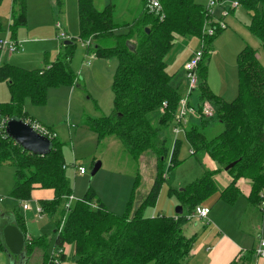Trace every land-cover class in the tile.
Here are the masks:
<instances>
[{"label":"trees","instance_id":"16d2710c","mask_svg":"<svg viewBox=\"0 0 264 264\" xmlns=\"http://www.w3.org/2000/svg\"><path fill=\"white\" fill-rule=\"evenodd\" d=\"M2 2L0 0V5ZM57 2L61 7L62 0ZM238 2L250 16L249 30L260 41L264 54V0ZM78 9L79 39L88 44L87 48L96 58L118 61L112 84L113 112L107 117L90 119L88 126L99 141L115 136L135 160L146 153L154 154L157 157L154 183L143 201L134 206L140 186V179L136 180L123 216L113 214L96 201L91 190L67 209L73 188L66 177L62 144L53 139L50 153L37 155L25 151L0 129V172L5 163H10L15 171L10 197L25 202L31 200L36 188L54 191V199L40 201V205L45 213L57 217V247H74L76 264H183L195 240L184 234L188 218L183 215H178L177 219L146 216L147 209L156 204L163 183L167 181L165 169L173 141L172 124L184 95L181 87L175 84L176 76L168 72L167 58L178 38H197L201 46L204 44L199 88L189 101L190 106L197 104L198 108L209 101L216 114L211 119L189 121L185 137L194 155L207 154L218 165L216 172L236 163L228 171L233 183L223 195L233 191L240 178L250 179V199L256 205L261 202L259 194L264 188V66L258 52L246 46L237 56L238 96L232 102H224L211 92L206 80L212 44L224 30H218L212 37L203 36L206 9L197 0H161L158 13H151L147 0H143V9L136 20L120 25L114 20L112 5L100 11L94 0H78ZM12 15L14 21L10 28L27 24L26 0H13ZM71 57V51H63L55 62L38 70L3 64L0 82L7 83L11 100L0 104V118L25 119L26 100L44 106L50 89L76 84L78 76L69 66ZM165 102V114L160 117L159 127L154 128L148 117ZM214 123L222 124L223 131L208 137L207 131ZM168 131H171V139L164 137ZM181 146V141L175 143L168 172L180 165ZM214 175L206 173L180 191L182 207L190 214L217 193ZM14 218L13 225L26 235L23 218L18 215ZM64 219L63 230L59 233ZM46 241V237L26 241L27 259L36 247L45 249ZM0 247L6 249L4 243ZM64 258L63 255L62 260Z\"/></svg>","mask_w":264,"mask_h":264},{"label":"rangeland","instance_id":"374dc122","mask_svg":"<svg viewBox=\"0 0 264 264\" xmlns=\"http://www.w3.org/2000/svg\"><path fill=\"white\" fill-rule=\"evenodd\" d=\"M53 1L26 0L28 26L9 28L11 21H14L12 15L13 1L3 0L0 5V35L4 36L7 32H10V36H16L23 42L20 52L13 54L9 62L29 70L52 62L56 58V52L52 50L56 47L60 52H72L69 66L78 76V82L72 88L61 86L50 89L48 91L47 103L44 106L33 105L30 100L26 102L29 107L41 112L40 114L43 117L53 120L56 124L53 126L44 122L59 135L64 162L66 161L65 165L67 167L66 177L71 182L73 188V199L75 201L82 200L88 191L91 190L95 194L96 201L99 200L113 214L123 216L138 178L141 183L140 187L136 190V200H134L133 205L136 206V203L145 198L149 193L154 182V174L157 171V157L152 153H146L135 160L115 136H108L104 140L99 141L98 136L90 130L88 126L90 119L107 117L113 112L114 94L112 84L117 60L101 61L102 59L96 58L92 54V50L89 51L85 42L78 38V0H62L63 6L61 9L56 7L52 3ZM209 1L197 0V2L203 4L205 7L208 6ZM216 1L219 3L215 8L217 17L220 16L223 9L229 10L236 3V0ZM94 3L95 7L100 11L112 5L114 7V20L118 25L135 21L143 9V0H94ZM248 18L245 11L240 9L237 12L236 18H233L239 23L238 27L229 22L230 26L227 25L228 28L217 35L212 44L213 53L207 63V65L209 64V73L206 78L207 85L211 92L224 102H232L238 96L237 56L246 46H250L258 52V58L264 66V54L261 44L250 32ZM58 21L63 24L65 33H68L69 38L67 42L72 43L70 47L69 45H65V40L59 38L63 30L55 27ZM50 33H52V38L54 39L51 43L40 44L37 41H24L33 38L40 40ZM40 48H47L46 51H49V53H45L44 49L40 50ZM199 49V39L178 38L175 48H173L167 59V61L170 60L167 68L168 72L174 76L180 74L190 51ZM175 51L179 52L178 54H181L180 52L189 53L185 58H178L179 60L173 61L177 53ZM44 57H47L48 60L45 63ZM8 89L6 82H0L1 95L4 93L8 95ZM161 115L162 113L158 110L148 117L154 128L159 127ZM188 120L194 119L188 118ZM196 121H193V123ZM222 131L223 125L214 123L208 129L207 134L208 137H214ZM164 137L171 139V131L164 133ZM179 140L182 142L178 156L181 163L177 168H172L169 172L167 171L170 167L173 153L171 148L165 169L167 181L163 183L156 204L147 209L146 216L148 217H152L153 215L175 217L177 215V208L182 206L180 191L198 179H201L209 170L208 164L203 161L205 157L202 153H198L196 156L191 155L190 146L184 132L180 133ZM75 161H77V167L83 166L86 170L84 175H81L78 169L73 166ZM98 162L104 165L103 167L101 166L95 176H92V169ZM14 172V168L10 163H5L2 166L0 172V195L4 199L0 201V211L4 208L15 207L14 201L7 193L10 184L14 182ZM220 188L222 187L220 186ZM211 198L205 201L204 204L206 206L211 205L209 202ZM29 206V211H23L21 208L24 215L21 214V217H24L23 220L32 236L39 237L44 234L53 237L54 223L45 216L39 217L37 215L36 202H32ZM93 208L97 209L95 205ZM185 212H188L186 208ZM197 221V233H201L203 221ZM6 223H8L6 220H1L0 226L4 227ZM65 249L69 264H75L72 246H67ZM50 253L51 251L49 255ZM25 255L24 253L23 257L14 256L7 249L0 248V264H21L23 262L26 264H40L39 259L36 258L34 260V257L31 261H28L29 263L26 262L27 257ZM185 261L186 259L184 263ZM186 264L198 263L190 259L189 263L186 261Z\"/></svg>","mask_w":264,"mask_h":264},{"label":"crops","instance_id":"0c3cea01","mask_svg":"<svg viewBox=\"0 0 264 264\" xmlns=\"http://www.w3.org/2000/svg\"><path fill=\"white\" fill-rule=\"evenodd\" d=\"M224 1H229V0H224ZM235 2H238V0H236ZM52 3L55 4L56 7H59L60 9L63 6V3H62L61 7L58 6L57 0H54ZM240 9L241 10L243 9L241 7V5H239V7L236 8L233 12H230V14L232 13L231 16L226 19V23L228 26H230L229 22H231L235 27H238L239 23L237 21H235L234 19L236 18L237 12H239ZM245 13H246V16L249 17L248 19H249V23H250V16L247 14L246 11H245ZM28 22H29V20L27 18V24L24 27L28 26ZM11 24H12V21H11ZM58 24L61 26L60 28L57 27ZM78 24H79V22H78ZM10 26L11 25H9V28H10ZM55 27L57 29L63 30V24L59 21L56 23ZM63 32L65 33V30H63ZM66 34H68V33H66ZM8 35H10V32H7V34H5L4 36L0 35L1 36L0 38L6 37ZM44 37L45 38L40 39V40H35V38H33V39H27L24 41H26V42L27 41H37V43L43 44V43H51L54 40L52 38L53 37L52 33H50L48 36H44ZM11 38L16 40L19 43V51L17 52V53H19L20 50L22 49V43L23 42L20 41L19 38L16 36H11ZM55 40L57 41V39H55ZM179 40H182V39H179ZM177 41H178V39L176 40V42ZM176 42H175V45H176ZM65 43H67V40L65 41ZM85 45L88 47V45L86 43H85ZM174 48H175V46H174ZM200 48H201V42H200ZM42 49H44L43 51H45V53H49V51H46L47 48H40V50H42ZM199 50H196V51L192 50V51H190L189 55H188L189 52L187 54L182 53V52H180L181 54H178L179 52L175 51L177 53H176L173 61L183 59L188 55L187 60H186V62H187L192 57V55ZM52 51L56 52V58L52 62L45 63L48 60H47V57H44V63L45 64L41 65L38 68L31 69V70L42 69L45 66L50 65L51 63L55 62L56 59L58 58L59 54L63 52V51L60 52L59 49H57V47ZM11 57H13V54L12 55L6 54L4 56V59H3V64L9 63L11 65L16 66L12 62H9ZM101 61H108V60L102 59ZM169 62H170V60L167 61V64ZM117 65H118V61H117ZM184 65H183L182 72L180 74H178L177 76L175 75L176 76V79H175L176 83L175 84H176V86L181 87L180 90H181L182 94H185V92L187 90V79H186V74H185V70H184ZM17 67H19V66H17ZM208 73H209V68H208ZM72 87L73 86H71L70 88H72ZM10 100H11L10 90H9L8 95L6 93H4L3 95L0 94V104L9 103ZM26 101H28V100H26ZM26 101H25V105H24V112L26 114V118L21 119V120L24 121L26 119H32V120L39 122L43 126L47 127L51 131H53L56 135L55 139H57L59 141V135L57 134V132L52 127L49 126V125H53V126L56 125L54 123V121L47 118V117H43L40 114L41 112L37 111L36 109H33L32 107H29V105ZM195 105H197V104H195ZM95 119H98V118H95ZM8 120H10V119H8ZM190 121H191V123H193V121H195V120H190ZM44 122L48 123L49 125H46ZM186 127H188V126H186ZM171 148L173 150V153H172V159H173V154H174L173 146ZM190 151L195 152L194 149L191 147H190ZM194 156H196V155H194ZM203 156L205 157L203 159V161L206 164H208V167H209V170L206 173H215L213 178H214L216 187L218 188V191L210 199V201H209L211 203L210 206H206V204L199 205V206H204V207H207L210 209V214H209L208 218L205 220L204 219L201 220V221H203L202 223L204 224V225L202 224L201 233H199V232L197 233V227H198V221L197 220H193V221L191 220V221H189V223H187L184 226V234L186 235V237H188V238L192 237L195 239L193 246H192L190 256L187 259V262L189 263V260L192 259V260H195L198 264H264V258H258L256 255V248L259 244V241L261 239H264V211L260 207L261 202L259 205H256V203H254L250 199V195L252 192V181L250 179L240 178L237 182H235L234 190L229 191L223 195V192L233 183V178L228 174V171H226V170L216 172L218 170V165L216 163H214L212 161V159L207 154H203ZM76 162L77 161H75V163H73V166L76 165ZM65 164H66V161L64 162V166H65V173H67V167ZM103 165L104 164H102V167H103ZM155 176H156V174H154V179H155ZM140 183H141V181H140ZM220 186L222 188H220ZM13 187H14V182L10 184L9 189L7 190V193L9 196H10V193H11ZM0 190H1V188H0ZM72 197H73V195H72ZM215 198H217V199L215 200ZM11 199L14 201L15 207L14 208H8V209L4 208L2 211H0V221L6 220L8 222L6 224H8V225L14 223V220H15L14 215H18L20 217L23 215L21 208L23 211H29V209H30L29 208L28 210H24L23 205H22L23 202H18L17 200H14L13 198H11ZM53 199H54V191L53 190H44L41 188H36L33 190L32 198L30 201H28V203L31 204L32 202H36L37 207H38L40 205V201H52ZM143 199L144 198L139 200L138 203H141L143 201ZM74 202H76V201L73 199L71 204ZM182 215L187 217L188 215H190V213L185 212V209L183 208V214ZM43 216L49 218L54 223V230L52 232L54 234V236L49 237V236H46L43 234V235H40L39 237H34V236H32V234L30 233V230L27 228V226L25 224L26 235H29L31 237V241L39 240L42 237L47 238V241H46L47 247L45 249H44V247H42V248L36 247L34 250V253L30 257V260L28 258V259H26V262L31 261L34 257V260L36 258L39 259L40 264L48 263L49 257L52 254V250L54 251L56 248H59V247H57V245H58L57 239H58L59 234L56 233V230L58 228V226L56 224L57 217H51L50 215H48L45 212H44ZM156 216H162V215H153L152 218L156 217ZM177 216L178 215H176L175 217H171V218L177 219ZM22 218H24V217H22ZM5 226H7V225H4V227L0 226V239H1L0 245H2V243H4L3 230L2 229H4ZM190 230H191V232H190ZM67 246L68 245H65L64 249ZM72 248L74 250V247H72ZM50 251H51V253L49 255ZM73 254L75 255V250H74ZM64 256H65V258L62 260V264H69L68 257L66 255V249H65ZM249 256H250V258L248 259L247 257H249ZM74 261H75V258H74ZM23 263H21V264H23ZM16 264H20V263H16ZM24 264H26V263H24Z\"/></svg>","mask_w":264,"mask_h":264},{"label":"built area","instance_id":"2783aa9c","mask_svg":"<svg viewBox=\"0 0 264 264\" xmlns=\"http://www.w3.org/2000/svg\"><path fill=\"white\" fill-rule=\"evenodd\" d=\"M219 5V3L216 0H210L209 4L206 9V23L203 30V36L205 37H212L214 36L218 30H226L227 29V23L226 19L230 16V12L232 10H235L239 7V3H234L233 6H231L230 9H223L220 16L217 17L215 14V8ZM147 8L151 13H158L161 9V0H147ZM230 11V12H229ZM58 28L61 26L58 24ZM60 39L68 40V35L64 32L61 33ZM87 44V43H86ZM88 45V44H87ZM203 47L204 44L201 46L200 50L195 52L192 57L185 63L184 70L186 74L187 79V90L185 92V96L180 100L179 106L177 109V112L175 113L174 119H173V141L172 146L173 149L175 147V143L179 141V135L181 132L185 133L186 126L189 124L188 118L200 121L201 119H211L215 117L216 110L214 106L209 102L205 101L201 104V106L198 108V105H191L190 106V99L193 97V93L198 90L199 83H200V77H199V65L202 62L203 58ZM19 51V43L12 39L10 35L0 38V69L3 65V59L6 54L12 55ZM167 109V103L165 102L162 107L160 108V112L165 114V110ZM24 122L29 125L36 133L39 135L48 138L50 141H53V139L56 138V135L53 131L48 129L47 127L43 126L39 122L32 120V119H26ZM8 120L7 119H1L0 118V129L2 131H6ZM6 133V132H5ZM191 155L194 154L193 151H190ZM172 161V156H171ZM171 166V163H170ZM78 169V172L81 175H84L86 173V170L76 165L74 166ZM65 169V166H64ZM261 198V209L264 211V188L262 192L259 194ZM0 201H2L4 198H1ZM73 201V197L71 196L69 198V204L67 205V209L70 208L71 202ZM23 209L28 210L30 208L28 201L23 202ZM210 214V209L204 206H197L192 214L188 215L187 218L189 221L193 220H205L208 218ZM37 215L39 217H43L44 215V209L42 206L37 207ZM65 220L63 221L62 225L59 227L58 232L61 233L62 226L64 225ZM26 241L30 242L31 237L29 235L25 236ZM191 253V252H190ZM65 254L64 247L56 248L52 254L49 257L48 264H62V256ZM256 255L258 258H264V239H261L259 241V244L256 248Z\"/></svg>","mask_w":264,"mask_h":264},{"label":"water","instance_id":"95a60500","mask_svg":"<svg viewBox=\"0 0 264 264\" xmlns=\"http://www.w3.org/2000/svg\"><path fill=\"white\" fill-rule=\"evenodd\" d=\"M70 44L69 42L65 43ZM6 135L13 139L25 151L33 154L45 156L52 150V142L38 133H36L29 125L21 119H10L6 127ZM236 163L230 164L225 170L229 171ZM101 163L94 165L91 175L95 176L101 168ZM177 215L183 214V207L177 208ZM3 239L6 249L11 255L22 256L25 250V235L19 228L13 224L5 226L3 229Z\"/></svg>","mask_w":264,"mask_h":264}]
</instances>
